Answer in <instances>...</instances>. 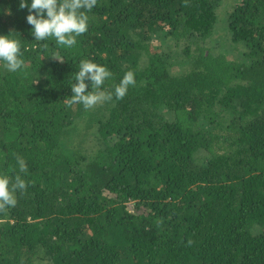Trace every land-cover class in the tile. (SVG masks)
<instances>
[{
  "label": "trees",
  "instance_id": "trees-1",
  "mask_svg": "<svg viewBox=\"0 0 264 264\" xmlns=\"http://www.w3.org/2000/svg\"><path fill=\"white\" fill-rule=\"evenodd\" d=\"M27 14L0 0L25 60L0 64V173L30 182L0 264H264V0H98L70 49ZM81 59L136 84L69 103Z\"/></svg>",
  "mask_w": 264,
  "mask_h": 264
},
{
  "label": "clouds",
  "instance_id": "clouds-1",
  "mask_svg": "<svg viewBox=\"0 0 264 264\" xmlns=\"http://www.w3.org/2000/svg\"><path fill=\"white\" fill-rule=\"evenodd\" d=\"M97 3L98 0H19V8L27 9L25 19L30 26V35L35 41L45 42L44 49L49 48L47 41L50 39L58 48L70 49L77 44V37L88 31V13ZM13 33L0 34V64L9 72H17L25 66L22 39L16 38ZM55 56L56 50H53L52 57ZM111 76L112 72L107 66L90 59H81L74 74V82L70 85L72 95L68 98L69 103L78 102L89 109L101 99H122L129 87L136 84L135 73L130 69L111 91H106L102 86ZM89 82L91 90L86 91ZM17 164L20 172H27L23 157L17 156ZM28 183L20 175L13 178L0 173V211L14 207L17 202L16 191L25 190Z\"/></svg>",
  "mask_w": 264,
  "mask_h": 264
},
{
  "label": "rangeland",
  "instance_id": "rangeland-1",
  "mask_svg": "<svg viewBox=\"0 0 264 264\" xmlns=\"http://www.w3.org/2000/svg\"><path fill=\"white\" fill-rule=\"evenodd\" d=\"M223 26H224V25H223ZM223 26H222V27H223ZM216 40L219 41V38H216ZM98 102H99V101H98ZM98 102H97L96 104H98ZM94 106H95V105H94ZM85 140L88 141V142L86 143V147L90 148L91 145H92V144L90 143V142H91V141H90V140H91V137H90V136H87V137L85 138ZM84 144H85V143H84ZM84 144H83V145H84Z\"/></svg>",
  "mask_w": 264,
  "mask_h": 264
}]
</instances>
